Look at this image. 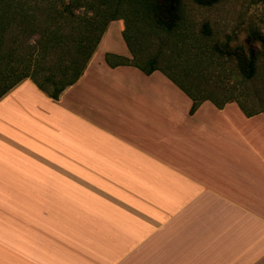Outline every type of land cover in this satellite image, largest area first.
I'll return each instance as SVG.
<instances>
[{
	"label": "crops",
	"instance_id": "0c3cea01",
	"mask_svg": "<svg viewBox=\"0 0 264 264\" xmlns=\"http://www.w3.org/2000/svg\"><path fill=\"white\" fill-rule=\"evenodd\" d=\"M114 26L58 100L0 98V264H264V107L192 111Z\"/></svg>",
	"mask_w": 264,
	"mask_h": 264
},
{
	"label": "rangeland",
	"instance_id": "374dc122",
	"mask_svg": "<svg viewBox=\"0 0 264 264\" xmlns=\"http://www.w3.org/2000/svg\"><path fill=\"white\" fill-rule=\"evenodd\" d=\"M77 1L80 7L74 11L75 21L88 17L99 30L104 24L103 35L111 19L121 20L131 41L138 36L139 41L133 43L136 53L144 59L159 55L157 66L189 84L194 96L220 104L235 100L247 108L251 102L258 109L264 107V44L252 41L250 49L247 43L252 31L264 38V0H222L212 7L183 0V20L178 33L171 36L158 33L145 21L140 0ZM66 3L68 0H0V93L23 75L42 82V67L48 66L39 57L42 39L51 11L65 16ZM116 29L114 26L109 32L107 47L118 43L127 48L123 33ZM250 50L257 58V72L253 79L245 80L237 71L236 55L247 56ZM35 60L40 67L34 68ZM29 62L32 66H27ZM184 71L186 77L179 75Z\"/></svg>",
	"mask_w": 264,
	"mask_h": 264
},
{
	"label": "trees",
	"instance_id": "16d2710c",
	"mask_svg": "<svg viewBox=\"0 0 264 264\" xmlns=\"http://www.w3.org/2000/svg\"><path fill=\"white\" fill-rule=\"evenodd\" d=\"M192 1L199 7H212L222 0ZM140 2L145 21L153 27L155 31L169 36L178 33L177 31L180 28L184 15L183 0H140ZM79 5L77 0H68V3L64 4L65 16L57 10H52L50 13L51 16L49 19L51 22L43 36L42 47L40 49L41 54L39 56L42 58L43 62L46 61L48 64L47 67L41 68L44 71V75L41 79L42 82L38 81L34 76L23 75L19 77L14 84L4 89V91L0 93V98L21 81L30 79L41 91L53 100H58L59 95L82 76L102 37L104 24L99 30L95 26V22L88 17H85L87 19L78 17V21H75L74 11L80 7ZM52 14H55V17ZM60 19H63V21L61 22ZM114 20L115 19H111V21ZM122 33L132 59H122L123 61H121V63L134 66L145 74L160 71L193 100L191 110H195L204 99H201L200 95L194 96L191 93V86L189 84L177 81L166 69L157 66L159 55L144 59L143 56L136 53L133 43H136V40L137 42L139 41V39H137L138 36L133 37L131 41V37L125 34V29ZM252 41L264 44V38L255 31L250 33V37L247 41L250 49V43ZM195 48L197 49V46ZM219 53L224 54L221 50ZM197 54H199V52H197ZM201 56H204V54L201 53ZM109 57L110 56L107 55L105 58L107 62H109ZM30 63L31 62H29L27 66H32ZM35 63L36 60L33 65ZM36 67L38 68L40 65L36 63L34 68ZM236 68L241 77L245 80H251L255 77L257 72V58L253 50H250L247 56L244 54L236 55ZM179 75L186 77L187 72H180Z\"/></svg>",
	"mask_w": 264,
	"mask_h": 264
}]
</instances>
